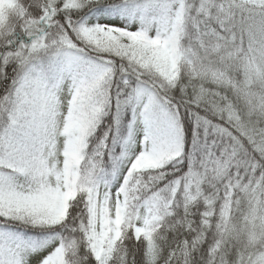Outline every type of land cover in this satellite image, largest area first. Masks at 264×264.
I'll list each match as a JSON object with an SVG mask.
<instances>
[{
  "label": "snow or ice",
  "instance_id": "obj_1",
  "mask_svg": "<svg viewBox=\"0 0 264 264\" xmlns=\"http://www.w3.org/2000/svg\"><path fill=\"white\" fill-rule=\"evenodd\" d=\"M4 4L0 264H264V0Z\"/></svg>",
  "mask_w": 264,
  "mask_h": 264
},
{
  "label": "trees",
  "instance_id": "obj_2",
  "mask_svg": "<svg viewBox=\"0 0 264 264\" xmlns=\"http://www.w3.org/2000/svg\"><path fill=\"white\" fill-rule=\"evenodd\" d=\"M0 7H7V5L4 4V0H0ZM4 17L3 16H0V19H3ZM108 117H106L107 119ZM97 132H99V128L97 129ZM119 150V149H118Z\"/></svg>",
  "mask_w": 264,
  "mask_h": 264
},
{
  "label": "rangeland",
  "instance_id": "obj_3",
  "mask_svg": "<svg viewBox=\"0 0 264 264\" xmlns=\"http://www.w3.org/2000/svg\"><path fill=\"white\" fill-rule=\"evenodd\" d=\"M108 19H109V21H114L115 20L114 17H109Z\"/></svg>",
  "mask_w": 264,
  "mask_h": 264
}]
</instances>
